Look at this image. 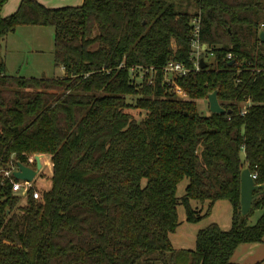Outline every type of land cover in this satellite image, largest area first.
I'll return each mask as SVG.
<instances>
[{
	"label": "trees",
	"instance_id": "1",
	"mask_svg": "<svg viewBox=\"0 0 264 264\" xmlns=\"http://www.w3.org/2000/svg\"><path fill=\"white\" fill-rule=\"evenodd\" d=\"M8 1L0 0V166L48 154L52 172L51 186L38 198L31 190L25 205L0 176V264H231L241 244L264 242V193L241 211L243 169L264 184V0H21L4 15ZM196 16L211 48L203 54L213 55L179 78L182 99L163 68H193ZM20 25L54 28L63 76L7 73L3 43ZM132 65L154 66V82L133 81ZM216 89L227 111L201 113L198 100ZM220 200L232 206L231 228L211 223L195 248L177 249L178 206L197 223Z\"/></svg>",
	"mask_w": 264,
	"mask_h": 264
},
{
	"label": "rangeland",
	"instance_id": "2",
	"mask_svg": "<svg viewBox=\"0 0 264 264\" xmlns=\"http://www.w3.org/2000/svg\"><path fill=\"white\" fill-rule=\"evenodd\" d=\"M20 0H9L3 9V14L8 9L15 7V12L18 9ZM49 7H61L66 5L79 6L83 0H40ZM179 2L181 0H178ZM188 2V1H187ZM183 11H196L195 6H181ZM55 30L51 26L45 25H20L14 32L10 33L3 43L1 56L6 63L8 74L23 75V76H63L64 68L55 64L54 57ZM176 95V94H175ZM179 98H187L180 97ZM135 98V97H134ZM199 111L203 114L210 112L208 98L198 100ZM37 155V154H36ZM42 155L43 166L33 180V185L40 190L51 186L52 163L50 155ZM33 156V155H32ZM32 161V160H31ZM45 161H47L45 163ZM32 167L35 164L31 163ZM189 180L183 179L179 185L177 194L183 195L186 191V186ZM26 196L21 195V204L25 205ZM181 225L175 233L171 235L174 246L177 249H193L195 248V234L199 229L208 226L211 223H217L221 228L228 230L232 226V207L229 201L220 200L216 203L213 212L210 216L203 218L197 223L186 221V210L183 205L178 206ZM262 214V211L257 210L250 217V223L253 224ZM179 264H186L180 262Z\"/></svg>",
	"mask_w": 264,
	"mask_h": 264
},
{
	"label": "built area",
	"instance_id": "3",
	"mask_svg": "<svg viewBox=\"0 0 264 264\" xmlns=\"http://www.w3.org/2000/svg\"><path fill=\"white\" fill-rule=\"evenodd\" d=\"M192 25V37H191V46H192V55L191 59L193 60V68L187 66L184 62H180L177 60H171L169 61L163 68V80L168 83L171 87V89L174 91V93L180 97L187 96L186 91L182 88V86L179 84L178 80L179 78L187 75L190 71H199L202 67L200 65V59L202 57L205 58L207 61L212 57V53H208L204 55L203 53L206 52L208 49H211L208 47L207 44L202 43L200 38V30H201V18L199 16L193 17L191 21ZM264 30V22L260 25V32ZM229 59H232L233 55L232 53H229L227 55ZM156 68L154 66H145V65H132L130 67V75L133 79V81L141 82L145 81L148 83L154 82V74H155ZM245 111H243L244 113ZM32 160V161H31ZM31 162L35 164L36 167V154L31 156ZM47 161H45L46 163ZM28 165V164H27ZM43 165V162H42ZM31 166V164L29 165ZM32 167V166H31ZM34 167V168H35ZM16 166H10V165H3L0 166V176L4 178H8L12 182V191L15 194L25 196L28 195V193H32L33 197L38 198L40 196V189L38 187H35L33 185V179L32 181H27L23 179H16L14 175V171L17 169ZM252 176L254 179L257 178V173H252Z\"/></svg>",
	"mask_w": 264,
	"mask_h": 264
},
{
	"label": "water",
	"instance_id": "4",
	"mask_svg": "<svg viewBox=\"0 0 264 264\" xmlns=\"http://www.w3.org/2000/svg\"><path fill=\"white\" fill-rule=\"evenodd\" d=\"M260 38L264 41V30L260 32ZM208 62L204 57L200 59L201 67H206ZM209 108L212 113H224L227 110L222 106L218 98V89L208 95ZM230 112V110H229ZM42 155H36V167H31L21 161L17 162V169L14 171L16 179L32 181L42 168ZM260 193H264V184L256 183L249 167L243 169L241 174V211L243 215L249 213L252 202Z\"/></svg>",
	"mask_w": 264,
	"mask_h": 264
},
{
	"label": "crops",
	"instance_id": "5",
	"mask_svg": "<svg viewBox=\"0 0 264 264\" xmlns=\"http://www.w3.org/2000/svg\"><path fill=\"white\" fill-rule=\"evenodd\" d=\"M20 2L21 0L18 2V7L20 5ZM14 9L15 7L8 9V11L4 13V15L11 14L12 11H14ZM196 234H195V239H196ZM231 262H232L231 264H264V242L241 244L234 252Z\"/></svg>",
	"mask_w": 264,
	"mask_h": 264
}]
</instances>
